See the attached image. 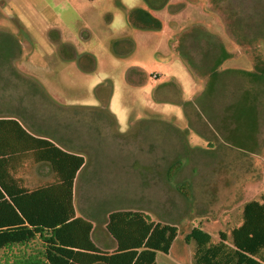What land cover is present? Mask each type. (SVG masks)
Masks as SVG:
<instances>
[{
    "label": "rangeland",
    "instance_id": "obj_1",
    "mask_svg": "<svg viewBox=\"0 0 264 264\" xmlns=\"http://www.w3.org/2000/svg\"><path fill=\"white\" fill-rule=\"evenodd\" d=\"M120 1L106 0V3L111 4H107L110 6L104 14V17L106 15L109 18L107 32L102 31L100 23L93 21L90 29H82L77 33L78 41L71 36L73 43L93 53L94 68L91 70L81 67H90L87 60L79 64L83 57L79 49L75 50L74 59L65 61L60 53L46 55V49L42 50L41 55L32 56V44L24 43L19 57L14 59V65L23 74L37 80L49 97L47 100L31 96V101L23 105L27 111L24 110L33 113L30 115H33L35 125H43L42 130L45 131L47 128L49 131L55 130V137L64 144L74 145V149L86 151L87 158H91V149L106 147L107 162L113 163V176L106 185L91 183L86 186V173L93 164V159H90L79 180V203L85 195L87 200L90 193L96 191L95 186L111 192L114 208L125 202L124 197L137 198L139 193H143L149 198H134L129 203L133 206H136L134 203H140L160 227L176 226V235L168 251L150 254L146 261L155 260L157 264H195L196 245L192 237L195 228L210 234L213 242L219 241L220 232L226 233L227 241L231 242L244 223L243 214L249 217L245 223L247 228H261L258 201L264 197V129L263 132H256L259 136H252L253 143L246 147L240 146L245 150L244 153L227 151L224 148L226 145L236 148L237 144L219 131V119L212 118L214 121L210 125L204 120H192L189 123L182 103L159 100L156 89L165 74L179 83L184 102H197V98L205 95L207 86L212 83L213 95L210 99L214 97L218 79L213 75L216 73L217 76L219 72L211 73L213 77L203 87V77L197 72H187L188 66L177 52L178 38L192 26L203 28L215 39L222 40L217 39L225 52L222 60L229 53V60L240 65L236 74H242L241 69L252 70L255 65L264 67V34L252 38L249 33V29L256 33L259 29L264 30V0H241L244 11L241 16H245L246 22L252 25L244 30L243 36L242 29L236 27L232 30L227 19L235 0L222 4L219 0H184L188 4L178 13H170V1H166L160 14L162 27L153 29L140 25V14L148 11L146 1L124 0L127 5L132 4V8L123 7ZM243 25L245 29L246 24ZM125 40L131 43L130 50L116 54L114 45ZM42 60H46L45 65L41 63ZM229 60L224 65H229ZM138 70L145 76L155 71H160L162 75L155 80L150 78L145 85L131 84L127 75ZM246 77L239 76L248 84ZM99 85L111 87L107 107L113 113L117 126L107 125L101 120H79L73 112L76 106L100 104L96 94ZM15 106L19 104L15 103ZM215 110L216 116L219 112L223 114L220 108L215 107ZM259 118H262L261 114ZM141 121L146 122L139 124ZM259 139L262 141L261 146ZM209 141L215 147L208 146ZM217 147L222 149L221 152L211 154L210 149L213 151ZM187 148L200 150L191 151ZM222 151H225L224 156ZM182 153L187 155L183 160L185 167L177 172L173 181H169L166 169L178 154L185 157ZM98 155L100 153L96 155L99 161ZM138 160L147 163L153 161L154 167L142 169L136 163H130ZM26 170L25 165L21 173L23 178ZM143 170L144 177L140 174ZM181 180L192 182L191 205L194 207L189 214L174 223L175 218L186 212L188 204L174 188L175 182ZM116 196H120L119 199ZM199 210L205 212L200 213ZM254 211H258L255 216L252 214ZM6 254L8 252L0 249V264Z\"/></svg>",
    "mask_w": 264,
    "mask_h": 264
},
{
    "label": "trees",
    "instance_id": "obj_2",
    "mask_svg": "<svg viewBox=\"0 0 264 264\" xmlns=\"http://www.w3.org/2000/svg\"><path fill=\"white\" fill-rule=\"evenodd\" d=\"M20 51L16 38L0 32V249L8 252L2 264H157L155 260L147 262L146 257L150 251H168L176 235V226L160 227L158 221L142 210L115 209L110 212L106 229L117 243L114 251H102L91 241L92 223L75 216L73 203V181L86 162L83 156L68 153L57 146L51 141L55 136L44 134L47 132L42 130L44 126L35 125L33 115H30L33 113L26 112L23 105L31 101V96L47 100L49 97L37 80L23 74L14 65ZM15 103L19 106L16 107ZM73 112L79 120L116 124L114 115L107 108V98L99 107L76 106ZM207 117L208 122L213 123V117ZM117 135L121 136L120 133ZM208 146L215 147L210 141ZM235 147L229 144L224 148L245 152L239 145ZM221 150L217 147L213 151L210 149V153L214 155ZM222 152L224 156L225 151ZM182 154L185 157L178 154L166 169L169 181H173L177 172L185 167L183 160L187 155ZM26 157L38 164L37 169L41 165L47 166L54 180L27 186L21 175ZM78 185L77 178L76 191ZM174 188L188 203L186 212L173 220L177 223L194 207L191 205L193 185L181 180L175 182ZM86 201L80 200L81 203ZM258 208L261 228H247L245 223L249 217L243 214L244 223L231 242L227 241L224 232L219 233V241L213 242L210 234L195 228L192 233L196 245L195 264H264L263 196L259 198ZM252 214L255 216L258 211ZM47 230H50L49 234ZM36 235L43 236L47 247L26 255V246L33 243Z\"/></svg>",
    "mask_w": 264,
    "mask_h": 264
},
{
    "label": "crops",
    "instance_id": "obj_3",
    "mask_svg": "<svg viewBox=\"0 0 264 264\" xmlns=\"http://www.w3.org/2000/svg\"><path fill=\"white\" fill-rule=\"evenodd\" d=\"M107 4L110 3H106V0H0V32L10 34L14 38H16L20 44V50H22L24 43H30V45L32 44V56L41 55L42 50L46 49V55L55 56L60 53V56L65 61H70L76 57L75 50L79 49L83 56H81L82 58L79 60V64L87 60V62L90 63V67H81L85 70H91L94 68V59L92 56L93 53L91 51H88L87 48L81 49L78 43H73L71 41V36L73 37V39H76V41H78L77 33L82 29H90V24L93 21L100 23L102 31L107 32L109 18H106V15L104 17V14L107 13L109 6L111 5L110 4L109 6H107ZM120 5L125 8L133 7L132 4L127 5L124 0L120 1ZM101 8L102 10H99ZM141 27H149L151 29L154 28L153 26H145L143 24L141 25ZM130 48L131 43L127 40L121 41L114 45V51L116 54L129 51ZM41 63L45 65L46 60H42ZM98 87H109V85H99ZM109 88L110 92L107 97V106L108 98L111 93V87ZM98 98L100 99V104L97 106H100L102 103V99L101 96H98ZM197 99L199 100V97ZM110 113L113 115L111 111ZM46 131L47 132L44 134L51 137H54V135L56 134V131L53 129L51 131H49V129ZM33 132L36 131L33 130ZM30 133L36 135L32 132ZM67 135L69 134L67 133ZM54 140L51 141H53L62 150L68 153L83 156L86 164L84 166V169L82 168V170H80L82 172L78 171L76 173L73 181V203L75 208V216L83 217L92 223L90 239L95 246H97L102 251H114L116 249L117 243L106 229V222L110 212L115 209H139L148 215H150V213L146 211V208L142 207L140 203H134V205L136 206L131 205L129 201L136 198L131 196L124 197L125 202L121 206L117 208L112 207V200L114 196L110 191L107 192L105 189H102V187L99 188V186H95L96 191H92L90 193L87 199V203L84 202L80 204L77 201V178L79 182L81 175L85 173V167L86 165H88L89 160L93 159V164L91 165L89 171L86 173V183H92L94 185H97L98 183H104L106 185L107 181L110 182L113 176V173L111 171V168H113V163L109 161L107 162L106 147H103L99 150L91 149L90 152L93 156L91 155V158H87L84 154L85 152L79 149H74V145L64 144L62 140L56 137L54 138ZM97 153H100V155H98L100 156L99 161L96 159ZM130 163H136L137 167H140L142 169L154 167L153 161L151 163H147L145 160H138ZM25 165L27 167L24 176V182L26 185L46 183L54 180L53 174L47 168V166L41 165V167L37 169L38 164H35L31 157H26L24 159V166ZM140 174L144 177L145 171L143 170V172ZM119 197L120 196H116L115 198L119 199ZM85 198H87L86 195L82 200H85ZM145 198L149 197L144 196L143 193H139L136 200H142ZM49 232L50 230H47V234H49ZM42 237L43 236L36 235L33 243L30 246H26V255L35 254L36 249L43 250L47 247ZM156 252L157 251H150L149 254L155 255ZM17 254H20V252H18ZM45 261L47 262V260Z\"/></svg>",
    "mask_w": 264,
    "mask_h": 264
},
{
    "label": "flooded vegetation",
    "instance_id": "obj_4",
    "mask_svg": "<svg viewBox=\"0 0 264 264\" xmlns=\"http://www.w3.org/2000/svg\"><path fill=\"white\" fill-rule=\"evenodd\" d=\"M148 11L143 12L140 18L142 20L141 25L153 26L154 28H161L162 22L160 14L163 11V7L166 1H170L168 4V10L170 13H178L184 9L188 2L184 0H144ZM229 2L228 0H219V3ZM264 4V1H262ZM232 9V10H231ZM141 12V10H138ZM244 13L242 9L241 0H235L232 4V8L229 9V16L227 17L230 28L234 30L236 27L242 29L241 36L245 35L247 28L252 25L241 16ZM243 24H246L244 29ZM254 25V24H253ZM250 37H259L264 34L263 29L256 31H250ZM220 38L212 37L208 32L201 29L200 27L192 26L189 29H185L180 37L178 38L177 52L188 66L190 73H195L203 77V87L206 86V82L213 76L217 77V91L214 97L207 101V98L203 97L200 101L194 103L184 102L182 99L183 94L179 83L170 76L162 75L160 71H155L149 76H145L140 70L128 73V81L131 84L145 85L149 79H158L161 75V83L157 86L156 96L159 100L180 102L182 103L186 117L189 123L194 121H205L208 122V117L219 119L220 126L218 127L220 132L227 134V137L232 139L233 143L245 147L252 142V136H259L256 132H263L264 129V67L261 65H255L252 70H243L242 74H236L240 65L234 64L229 60L230 56L228 53L227 58L216 64V61L225 55L221 47ZM222 41V40H221ZM220 44V45H219ZM224 46V45H223ZM226 48V46H224ZM232 49V48H230ZM227 50V48H226ZM228 51V50H227ZM230 61L229 65H224L226 61ZM259 66V67H258ZM237 68V69H236ZM219 72L211 76V73ZM192 75V74H191ZM247 76L248 84L239 78V76ZM147 77V78H146ZM211 80H214L211 79ZM244 83V84H243ZM199 93V92H198ZM233 95V96H230ZM101 99L108 97L105 91L100 93ZM231 98V99H228ZM198 100V99H197ZM188 104V105H187ZM215 107L221 109L222 115L218 114ZM262 118H259V115ZM159 121V120H155ZM146 121H141L139 124H144ZM169 125V124H168ZM190 125V124H189ZM171 127V125H169ZM191 126V125H190ZM193 129L189 127V129ZM255 131V134L253 133ZM259 146L262 145V141L259 139Z\"/></svg>",
    "mask_w": 264,
    "mask_h": 264
},
{
    "label": "water",
    "instance_id": "obj_5",
    "mask_svg": "<svg viewBox=\"0 0 264 264\" xmlns=\"http://www.w3.org/2000/svg\"><path fill=\"white\" fill-rule=\"evenodd\" d=\"M222 58L223 57H221V59L219 60V61H217L216 62V64L217 63H219L220 61H222ZM213 84V83H212ZM210 85L209 87L207 86V88H206V92L204 93L205 95H201L200 97H199V100L198 101H200V99L201 98H203V97H205V98H207V101H210L211 99H210V97H212V93H213V91H212V88H213V85ZM215 85V84H214ZM101 91H105V93L106 94H109V92H110V88L109 87H98L97 89H96V93H97V95L98 96H100V93H101ZM252 150V149H251Z\"/></svg>",
    "mask_w": 264,
    "mask_h": 264
}]
</instances>
